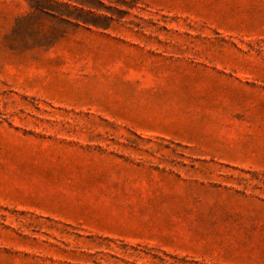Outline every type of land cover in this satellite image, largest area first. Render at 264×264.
<instances>
[{"label":"rangeland","instance_id":"rangeland-1","mask_svg":"<svg viewBox=\"0 0 264 264\" xmlns=\"http://www.w3.org/2000/svg\"><path fill=\"white\" fill-rule=\"evenodd\" d=\"M0 264H264V0H0Z\"/></svg>","mask_w":264,"mask_h":264}]
</instances>
